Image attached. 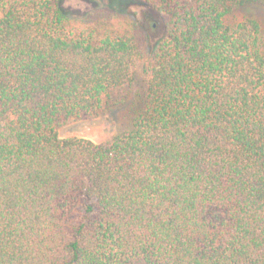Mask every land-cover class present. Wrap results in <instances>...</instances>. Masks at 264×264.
Masks as SVG:
<instances>
[{"label": "trees", "instance_id": "trees-1", "mask_svg": "<svg viewBox=\"0 0 264 264\" xmlns=\"http://www.w3.org/2000/svg\"><path fill=\"white\" fill-rule=\"evenodd\" d=\"M64 1L0 0V264H264V28L225 20L264 0H141L164 35L99 144L59 133L119 104L139 53Z\"/></svg>", "mask_w": 264, "mask_h": 264}, {"label": "rangeland", "instance_id": "rangeland-1", "mask_svg": "<svg viewBox=\"0 0 264 264\" xmlns=\"http://www.w3.org/2000/svg\"><path fill=\"white\" fill-rule=\"evenodd\" d=\"M64 6L81 17H91L95 21L100 19V24H115L137 46L139 54L131 70L132 81L123 89L112 92V101L119 104L59 133L63 138L77 136L97 144L108 143L131 128L136 111L143 106L148 69L156 61L157 45L164 35L165 19L141 0H65ZM245 18L258 21L264 28V8L257 5L241 8L225 20L228 24H235Z\"/></svg>", "mask_w": 264, "mask_h": 264}]
</instances>
